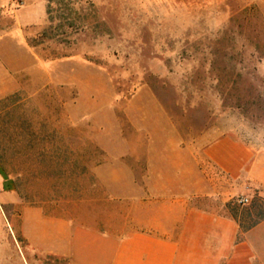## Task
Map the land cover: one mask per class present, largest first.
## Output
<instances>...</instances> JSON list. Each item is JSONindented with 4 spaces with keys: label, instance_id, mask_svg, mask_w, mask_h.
Returning <instances> with one entry per match:
<instances>
[{
    "label": "rangeland",
    "instance_id": "1",
    "mask_svg": "<svg viewBox=\"0 0 264 264\" xmlns=\"http://www.w3.org/2000/svg\"><path fill=\"white\" fill-rule=\"evenodd\" d=\"M220 140L264 160V0H0V264H73L57 219L104 223L129 185L97 163ZM234 187L262 220L264 187Z\"/></svg>",
    "mask_w": 264,
    "mask_h": 264
},
{
    "label": "crops",
    "instance_id": "2",
    "mask_svg": "<svg viewBox=\"0 0 264 264\" xmlns=\"http://www.w3.org/2000/svg\"><path fill=\"white\" fill-rule=\"evenodd\" d=\"M169 149L149 154L142 173L132 163L123 172L116 159L107 174L97 163L94 181L129 185L108 191L104 223L57 219L52 251L73 264H264V218L245 227L226 207L241 177L264 187V160L230 140L210 144L204 158L178 142Z\"/></svg>",
    "mask_w": 264,
    "mask_h": 264
},
{
    "label": "built area",
    "instance_id": "3",
    "mask_svg": "<svg viewBox=\"0 0 264 264\" xmlns=\"http://www.w3.org/2000/svg\"><path fill=\"white\" fill-rule=\"evenodd\" d=\"M238 201H239V203L246 204L249 202V198L248 197H241Z\"/></svg>",
    "mask_w": 264,
    "mask_h": 264
}]
</instances>
